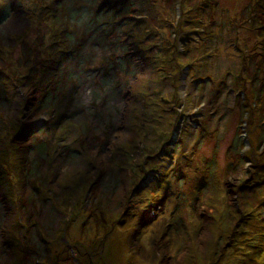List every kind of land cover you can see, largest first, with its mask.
I'll list each match as a JSON object with an SVG mask.
<instances>
[{"label": "rangeland", "instance_id": "rangeland-1", "mask_svg": "<svg viewBox=\"0 0 264 264\" xmlns=\"http://www.w3.org/2000/svg\"><path fill=\"white\" fill-rule=\"evenodd\" d=\"M0 264H264V0H0Z\"/></svg>", "mask_w": 264, "mask_h": 264}, {"label": "bare ground", "instance_id": "bare-ground-1", "mask_svg": "<svg viewBox=\"0 0 264 264\" xmlns=\"http://www.w3.org/2000/svg\"><path fill=\"white\" fill-rule=\"evenodd\" d=\"M231 50H232V52L234 51L233 48ZM176 138H177V136H176ZM176 138H174V142L176 141Z\"/></svg>", "mask_w": 264, "mask_h": 264}]
</instances>
